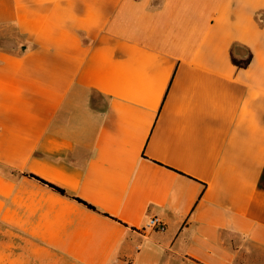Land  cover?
I'll use <instances>...</instances> for the list:
<instances>
[{"label":"crops","instance_id":"0c3cea01","mask_svg":"<svg viewBox=\"0 0 264 264\" xmlns=\"http://www.w3.org/2000/svg\"><path fill=\"white\" fill-rule=\"evenodd\" d=\"M259 16L264 0H0V264L264 249Z\"/></svg>","mask_w":264,"mask_h":264},{"label":"rangeland","instance_id":"374dc122","mask_svg":"<svg viewBox=\"0 0 264 264\" xmlns=\"http://www.w3.org/2000/svg\"><path fill=\"white\" fill-rule=\"evenodd\" d=\"M5 30L11 38L0 37V45L8 48L15 47V38L12 37L14 34L11 28ZM233 244L240 250L236 264H264V249L237 237H234Z\"/></svg>","mask_w":264,"mask_h":264},{"label":"trees","instance_id":"16d2710c","mask_svg":"<svg viewBox=\"0 0 264 264\" xmlns=\"http://www.w3.org/2000/svg\"><path fill=\"white\" fill-rule=\"evenodd\" d=\"M238 47H240V46H233V48L231 49L232 62L237 68L246 69L247 67H249V65L251 64V62L253 60V53L250 49L245 48V47L241 48L240 52H236V49ZM31 176L38 179L39 181H42L45 184H48L52 189L59 192L60 194L67 195V192L64 189L59 188V187L52 185L50 183H47V182L41 180L40 178H38L34 175H31ZM75 199L77 201H79L80 203L84 204L88 209H91L93 211H97V209L93 205L81 200L80 198H75Z\"/></svg>","mask_w":264,"mask_h":264},{"label":"built area","instance_id":"2783aa9c","mask_svg":"<svg viewBox=\"0 0 264 264\" xmlns=\"http://www.w3.org/2000/svg\"><path fill=\"white\" fill-rule=\"evenodd\" d=\"M259 22L261 24H264V20L261 16L258 17ZM145 229H153L159 232H165L166 231V224L163 222L162 219L159 217L155 216L149 219L146 228Z\"/></svg>","mask_w":264,"mask_h":264},{"label":"water","instance_id":"95a60500","mask_svg":"<svg viewBox=\"0 0 264 264\" xmlns=\"http://www.w3.org/2000/svg\"><path fill=\"white\" fill-rule=\"evenodd\" d=\"M264 20V19H263Z\"/></svg>","mask_w":264,"mask_h":264}]
</instances>
